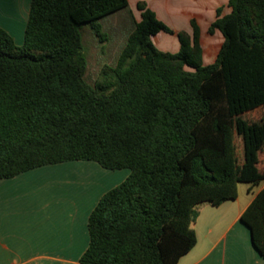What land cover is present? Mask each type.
<instances>
[{"label": "trees", "instance_id": "1", "mask_svg": "<svg viewBox=\"0 0 264 264\" xmlns=\"http://www.w3.org/2000/svg\"><path fill=\"white\" fill-rule=\"evenodd\" d=\"M228 6L209 29L225 40L204 65L195 21L178 53L162 52L153 38L171 30L138 3L141 20L95 86L82 28L102 36L99 20L128 0H32L22 46L0 27V180L69 161L131 171L91 213L78 264H178L197 244V208L236 200L239 183L260 189L241 220L264 257V118L235 115L264 106V0Z\"/></svg>", "mask_w": 264, "mask_h": 264}, {"label": "crops", "instance_id": "2", "mask_svg": "<svg viewBox=\"0 0 264 264\" xmlns=\"http://www.w3.org/2000/svg\"><path fill=\"white\" fill-rule=\"evenodd\" d=\"M134 15L140 2L175 30L191 35V20L202 30L231 13L228 0H128ZM32 0H0V27L18 46L24 44ZM219 48L224 42L219 30ZM222 34V33H221ZM223 35V34H222ZM222 42V43H221ZM176 50V46H175ZM129 169L108 170L94 161H69L39 167L0 180V264H78L90 244L89 218L102 197L123 183ZM249 193L218 207L197 208V244L178 264H264L241 216L255 198Z\"/></svg>", "mask_w": 264, "mask_h": 264}, {"label": "rangeland", "instance_id": "3", "mask_svg": "<svg viewBox=\"0 0 264 264\" xmlns=\"http://www.w3.org/2000/svg\"><path fill=\"white\" fill-rule=\"evenodd\" d=\"M129 9L118 11L100 19L99 23L102 26V36L96 35L90 24H86L82 28L83 45L88 63L85 78L86 81L92 86H95V84L102 79V72L105 66H114L116 64L123 48L126 45L128 35L134 29L135 21H138V18L134 15L135 11ZM192 21H195V19L191 20V24ZM195 22L200 29L203 63L204 65L214 64L216 62V57L214 55H216V49L220 43L219 37L216 36V31L218 30L211 34L209 29L211 28L212 24L206 28H203L204 30H202L197 21ZM166 26L171 30V32H161L153 38V42L158 50L176 54L179 52L181 47L178 37L179 33L184 32L189 35L191 34L183 28L180 30H175L168 25ZM219 34L221 38H223V35L221 33ZM250 94L251 92L247 91L248 99L249 97L251 98ZM254 97H256V100L261 102L263 92L258 90ZM242 111L243 110L241 108H235V115L246 117L248 120L256 124L261 118H264V106L247 113H242ZM235 142L237 147L238 161L239 164H242L244 160V143L242 137L236 135ZM259 159V168L262 172H264V149L260 152ZM248 188L249 184L247 183L238 184V193L243 200L245 198H249Z\"/></svg>", "mask_w": 264, "mask_h": 264}]
</instances>
